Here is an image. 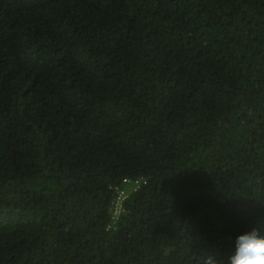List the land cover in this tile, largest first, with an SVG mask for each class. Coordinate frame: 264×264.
Segmentation results:
<instances>
[{
	"label": "trees",
	"instance_id": "1",
	"mask_svg": "<svg viewBox=\"0 0 264 264\" xmlns=\"http://www.w3.org/2000/svg\"><path fill=\"white\" fill-rule=\"evenodd\" d=\"M253 228L264 0H0V264H228Z\"/></svg>",
	"mask_w": 264,
	"mask_h": 264
},
{
	"label": "clouds",
	"instance_id": "2",
	"mask_svg": "<svg viewBox=\"0 0 264 264\" xmlns=\"http://www.w3.org/2000/svg\"><path fill=\"white\" fill-rule=\"evenodd\" d=\"M206 264L218 262L209 258ZM228 264H264V234L256 228L238 234Z\"/></svg>",
	"mask_w": 264,
	"mask_h": 264
},
{
	"label": "built area",
	"instance_id": "3",
	"mask_svg": "<svg viewBox=\"0 0 264 264\" xmlns=\"http://www.w3.org/2000/svg\"><path fill=\"white\" fill-rule=\"evenodd\" d=\"M142 183V180H135L131 182L128 179H124L122 182L123 188H115V198L112 203L111 208V223L108 228H114L117 224V222L120 220L121 216L124 213V202L126 201L129 191L125 190L127 187L128 189L134 191L138 189L140 184Z\"/></svg>",
	"mask_w": 264,
	"mask_h": 264
}]
</instances>
